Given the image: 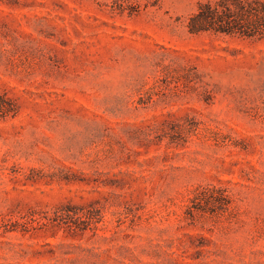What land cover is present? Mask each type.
Segmentation results:
<instances>
[{
	"label": "rangeland",
	"instance_id": "obj_1",
	"mask_svg": "<svg viewBox=\"0 0 264 264\" xmlns=\"http://www.w3.org/2000/svg\"><path fill=\"white\" fill-rule=\"evenodd\" d=\"M215 0H0V264H264V39Z\"/></svg>",
	"mask_w": 264,
	"mask_h": 264
},
{
	"label": "trees",
	"instance_id": "obj_2",
	"mask_svg": "<svg viewBox=\"0 0 264 264\" xmlns=\"http://www.w3.org/2000/svg\"><path fill=\"white\" fill-rule=\"evenodd\" d=\"M190 34L264 39V0H215L198 5L186 24Z\"/></svg>",
	"mask_w": 264,
	"mask_h": 264
}]
</instances>
